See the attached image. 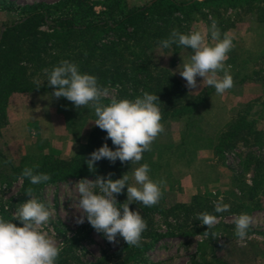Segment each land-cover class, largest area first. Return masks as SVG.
Returning a JSON list of instances; mask_svg holds the SVG:
<instances>
[{
  "label": "rangeland",
  "instance_id": "obj_1",
  "mask_svg": "<svg viewBox=\"0 0 264 264\" xmlns=\"http://www.w3.org/2000/svg\"><path fill=\"white\" fill-rule=\"evenodd\" d=\"M149 1L0 0V39L6 26L24 18L23 7L41 3L55 8L53 15H74L85 21L115 16ZM210 17L217 21L221 38L229 35L234 45L225 61L226 67L231 65L229 72L234 83L225 93L217 94L214 87L202 83L201 77L196 78L198 89L186 87L179 71L189 61L191 49L154 45L149 51L151 62L156 66L152 71L167 70L170 80H176L182 89L179 101L168 107L181 104L186 108L196 102L197 105L182 116L162 119L164 131L139 162L149 165L150 179L166 181L161 186L165 203L181 207H177L172 216L162 217L157 213L142 216L147 224L142 234L149 230L171 229L173 232L145 252L143 264H185L198 256H201V264H264V147L256 146L251 140L236 143L222 156L213 149L218 135L239 116L254 119L256 128L264 130V113L261 114L260 106L264 97V18L255 14L254 9L249 11L241 5L212 2L202 3L180 26L186 34L204 32L211 25ZM47 24L38 22L34 29L50 32ZM112 36H105L103 41ZM208 39L215 43L210 34ZM23 64L31 67L29 63ZM106 88L110 96L101 103L108 105L111 96L120 99L119 87ZM52 91L14 92L0 101V207L6 211L4 215L0 210V216L5 220H11L19 205L30 199L21 191V181L10 178V166L43 153L74 156L94 126L91 106L76 109L66 98H51ZM139 164L130 169L129 184H134L132 170ZM77 181L79 179L69 178L47 183L39 193L32 192V198L44 203L52 212L44 230L62 248L60 254L66 256L69 264H115V254L123 238L117 236L116 242L111 243L86 219L83 224L74 222V216L80 213L73 203L75 192L72 199L68 198V186L71 189ZM221 197L230 209L215 213L214 202ZM202 212L219 219L208 235L204 234L207 226L196 219ZM240 214L252 218L243 246L234 234L233 218ZM12 222L22 226L19 221Z\"/></svg>",
  "mask_w": 264,
  "mask_h": 264
},
{
  "label": "trees",
  "instance_id": "obj_2",
  "mask_svg": "<svg viewBox=\"0 0 264 264\" xmlns=\"http://www.w3.org/2000/svg\"><path fill=\"white\" fill-rule=\"evenodd\" d=\"M225 1L232 6L237 4L247 7L249 11L254 9L255 14L261 19L264 18V0H151L143 5L122 10L115 16L100 19L93 17L85 21H81L79 16L68 14L54 13V16L55 8L41 3L23 7L21 11L24 18L6 26L0 39V101L14 92L29 93L52 89L47 85L43 70L57 66L62 60H68L76 63L81 73L95 76L99 86L119 87L120 99L134 100L143 92L156 94L162 119L189 113L196 107L197 102L187 105L186 108L181 104L173 108L168 107L169 104L174 105L179 101L182 89L176 80H170L167 70L159 69L156 73L152 71L156 66L151 62L149 51L154 45H160V41L166 39L173 29L186 34L180 23L187 20L190 12L197 10L202 3ZM259 3H262V6ZM47 20H50L49 24ZM38 22L47 24L50 32L36 31L34 27ZM109 35H113V38L103 41L104 37ZM173 46L179 47L175 44ZM23 62L31 64V67L28 68ZM41 80L44 82L40 86ZM38 86L40 87L37 88ZM260 106L263 114L264 97ZM95 119L96 117H92L93 121ZM255 122L254 119L244 116L233 119L216 138L213 144L215 153L222 156L236 143H247L251 140L256 146L264 147V130L256 128ZM106 135L105 131L94 125L88 133L87 141L74 156L56 157L51 153L29 156L10 166V178L21 181L22 192L26 193V190L31 188L32 192L39 193L45 184L69 178L95 179L97 175L107 176L108 173H113L111 179L115 180L123 174L128 175L133 165L130 162L122 164L119 160L112 164L102 159L95 163L94 172L89 171L85 160L91 152L104 143L115 149L110 139H104ZM25 167L33 168L34 173L49 174L51 179L47 183L32 185L27 178L21 179ZM126 198L125 188L116 199L118 203H123ZM129 207L130 210L139 211L141 216L157 213L162 217L172 216L181 208L178 205H167L164 191L159 202L152 207L142 204H131ZM0 210L6 215L3 206ZM172 234L171 229L166 232L149 230L142 234L139 247L127 246L123 240L117 248L115 264H143L146 261L145 252ZM62 255H59L56 264H69L66 256ZM201 260V256L192 257L185 264H201ZM98 262L101 263V260Z\"/></svg>",
  "mask_w": 264,
  "mask_h": 264
},
{
  "label": "clouds",
  "instance_id": "obj_3",
  "mask_svg": "<svg viewBox=\"0 0 264 264\" xmlns=\"http://www.w3.org/2000/svg\"><path fill=\"white\" fill-rule=\"evenodd\" d=\"M210 19L211 25L206 31L184 34L173 29L166 39L160 41V45L169 48L175 44L192 50L189 61L179 71L188 89H198L200 86L197 85L196 78L201 77L202 83L214 87L217 94H223L234 83L229 72L231 65L225 66L227 53L234 45L229 35L224 34L221 38L217 21L211 17ZM209 34L211 41L215 43L209 42ZM43 72L47 77V85L53 89L50 97L66 98L76 109L91 106L96 117L94 125L105 131L107 135L104 139H110L115 146L113 150L104 143L91 152L85 160L89 171L94 172L95 163L102 159L112 164L117 160L122 164H139L143 153L151 150L153 141L164 131L156 94L143 92L134 100H118L111 96L110 103L104 105L101 101L110 96L109 89L99 86L95 76L81 73L76 63L62 60L57 66L45 68ZM43 82H40V86ZM149 171L147 163L135 167L132 170L134 184L128 183L127 174L113 180V173H108L107 176L97 175L94 180L82 178L71 189L68 186V198L72 199L75 192L73 203L79 209L76 212L80 213L79 216H74V222L79 225L86 219L109 242L115 243L119 236L127 246L139 247L147 224L140 212L130 210L129 205H156L162 197L161 186L166 183L164 180L150 179ZM23 178H27L32 185L47 183L51 179L49 174L34 173L31 167L23 169L21 179ZM125 188L127 198L123 203H118L116 197ZM26 194L30 199L19 205L11 220L0 216V264H56L62 248L44 230L52 212L44 203L32 198L31 188L26 190ZM229 209L230 205L223 203V197L214 202L215 213L227 212ZM196 219L201 225L207 226L205 235L219 223L216 215L207 212L199 213ZM13 220L19 221L22 226L18 227ZM233 223L234 234L243 246L252 218L247 214H240L233 218Z\"/></svg>",
  "mask_w": 264,
  "mask_h": 264
}]
</instances>
